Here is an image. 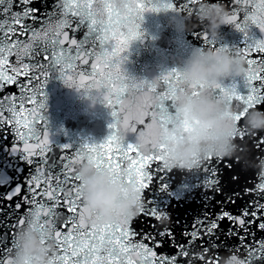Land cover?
Returning <instances> with one entry per match:
<instances>
[{
  "label": "snow or ice",
  "instance_id": "obj_1",
  "mask_svg": "<svg viewBox=\"0 0 264 264\" xmlns=\"http://www.w3.org/2000/svg\"><path fill=\"white\" fill-rule=\"evenodd\" d=\"M204 2L206 0H52L41 10L29 7L33 0L18 3L0 0V17H3L0 19V93L7 86H18V93L0 95V132L7 129L0 139L7 141L8 134L12 136L11 143L0 144V186L15 184L2 197L7 201L19 196L22 190L24 193L15 203L16 211L11 213V219L9 213L0 208L3 216L0 264H10L15 235L27 220H32L42 234L48 233V239L54 243L56 254L51 264H177L178 257L187 258L182 264H190L198 248L196 264L199 261L208 264L204 255L208 249L200 248L197 241L202 236L224 235L219 230L225 220L230 223L228 234L237 227L244 230L242 240L248 235L247 225L256 224L259 230H264V174H259V182L248 187V177L238 170L239 157L233 161L209 156L195 162L194 187L197 194L203 193L205 211L192 230L181 232L183 242L176 241L174 233L179 219L173 227L151 223L173 218L171 205L156 203L148 193L158 181L160 191H168L169 184L165 180L174 169L164 162L168 133L171 129L173 137L182 136L189 127L187 121L173 115L178 93L188 92L193 96L208 93L231 104L235 108L231 117L236 130L234 139L241 142L238 151L245 150L243 143L247 140L256 150L259 161L264 160V132L250 135L245 127V117L250 110L264 111V0L219 2L229 12L227 25L243 34L242 47H218L217 39H212L203 25L193 31L194 38L205 47L244 56L247 70L242 77L246 89L243 93L235 81H224L214 87L188 85L175 67L150 81L129 77L122 68L126 57L118 54L125 53L132 41L142 37L140 28L145 13L166 11L192 17L197 15V5ZM13 7L19 11H14ZM37 22L39 27L34 26ZM253 28L258 30L259 36ZM77 33H80L79 39ZM24 35L27 41L20 39ZM114 40L118 46L112 44ZM18 52H23L30 62H23ZM12 56H17L15 62L10 61ZM83 66H89L90 71ZM53 72L66 86L83 91L94 101L99 99L113 117L109 124L111 131L102 142L85 141L77 147L70 143L55 146L59 160V170L55 172L48 164L54 145L48 131L45 93ZM21 76L25 79L21 80ZM77 76L78 85L75 84ZM97 77L107 81L100 94L92 91V86L102 82ZM86 78L91 84L84 83ZM145 117L150 118L148 123ZM137 124L143 128L155 125L160 133L158 141L139 143ZM85 159L97 170H110L114 180L134 184L141 191L143 206L139 217L106 224L86 222L80 177L76 172L77 165ZM228 185L240 190L228 193L225 190ZM256 193L261 195H254ZM217 196L223 198L217 200ZM242 196H253V199L237 216L227 210V205H234ZM212 201L219 207L218 212L207 211ZM21 209H27L26 214ZM141 219L149 223V231L133 226ZM166 241L177 251L173 255H158L156 250ZM212 247L209 243L208 248ZM246 247L244 264L264 260V242L255 248ZM224 252L236 255L235 248L221 244L219 251L213 249L211 264H219L225 258Z\"/></svg>",
  "mask_w": 264,
  "mask_h": 264
},
{
  "label": "water",
  "instance_id": "obj_2",
  "mask_svg": "<svg viewBox=\"0 0 264 264\" xmlns=\"http://www.w3.org/2000/svg\"><path fill=\"white\" fill-rule=\"evenodd\" d=\"M19 0H15L18 3ZM52 0H33V3L29 7H36L44 10L47 5H50ZM209 3L222 2V0H208ZM199 5H197L198 7ZM23 7V5H21ZM240 7H244L241 5ZM14 11H19V8L13 7ZM39 16V13H37ZM177 14L172 12L161 11L159 13H145L143 21L141 22L140 31L142 37L134 40L130 43L128 50L125 53L118 55H124L126 57L123 61L122 68L126 75L137 80H155L162 72L176 67L181 61L187 57L192 47H204L202 41L197 40L193 36V31L198 30L201 26H197L196 16L190 17L193 22L191 31L178 32L174 27L169 25V21L173 16ZM187 17V16H185ZM3 17H0L2 19ZM27 23H32L27 21ZM35 27H39L37 22ZM121 29L118 27L117 31ZM126 31V28L124 29ZM253 32L259 36L258 30L252 29ZM219 39H217V46L242 47L244 36L241 32L236 30L231 25L221 26ZM72 33L70 32V36ZM79 39L80 33L76 34ZM21 40L27 41V35L21 36ZM118 39H124V37H118ZM115 46L116 41H112ZM17 56L22 57L23 62H30L28 57L23 52H18ZM17 56L10 57L11 62H15ZM244 57V56H243ZM89 68V66H83ZM90 71V68H89ZM21 80L25 77L21 76ZM98 81H102L101 77L96 78ZM235 81L238 84V90L245 92V86L243 79L237 77L234 79L225 80V83ZM79 77H75V84H79ZM85 84H91L88 78L84 81ZM107 84L106 80L101 83L92 86L94 93L100 94L101 89ZM18 93V86H7L3 93L0 95L16 94ZM45 93L47 96L46 101V119L48 122V131L50 133V139L53 142V152L49 158V168L53 172L59 170V160L57 159L58 150L55 146L63 145L66 143L72 144L74 147L79 146L82 142H102L110 133L109 124L113 122L111 116V110L106 107L99 99L95 101L81 90H77L72 87H68L59 78L58 74L53 72L45 87ZM107 95V93H103ZM127 103V101H126ZM31 107V106H30ZM7 119V114H5ZM149 117H145V123L149 122ZM143 125L137 124L138 130L143 128ZM7 129L4 130L6 132ZM39 131V130H37ZM4 132H0V137L4 135ZM12 136L8 134V140L0 139V144L11 143ZM238 145L240 141H235ZM245 150L243 152L238 151L236 156L232 158L224 157L225 160L237 161L239 168L245 176L248 177V187H252L255 183L259 182L260 169L255 165L259 162L258 154L255 149L246 140L243 143ZM18 163V162H17ZM154 166V165H153ZM11 171V169H9ZM2 175V174H0ZM196 170H179L173 169V171L166 178L165 182L169 184V189L166 192L160 191V182L158 181L153 185L148 195L154 199L158 204L171 205L172 207V220H163L161 222L152 221L151 223H159L160 227H173L176 219H179V224L174 227V233L176 241L183 242L185 239L181 236V232L185 229L192 230L193 226L197 224L198 218H201L204 214L205 208L202 204L203 193L197 194V189L194 187L196 180ZM15 187V184L0 186V208H3L5 212L9 213V219H11V213H15V203L20 201L23 196V190L19 196H15L12 201L2 199L5 193L9 192L11 188ZM226 192L231 193L233 190L239 191L240 189L233 185L226 186ZM254 195H261L256 193ZM223 197L217 196L216 199L220 200ZM253 199V196H242L237 199L236 203L228 204L227 210L231 211L234 215L239 216L243 211L247 202ZM264 202V201H262ZM21 212L26 214L27 209H21ZM207 211L215 213L219 211V207L215 204V201L210 202ZM136 217H139L137 215ZM134 217L133 219H135ZM0 220H3V216L0 215ZM90 225V224H89ZM138 230L142 229L149 231V223L141 219L140 223L134 224ZM230 230V223L225 220L220 224V232L224 235H218L217 237H201V240L197 241L200 248L208 249L204 253L208 264H211L213 257V249L220 250L221 244H227L230 248L236 249V255L243 260L247 255V247H258L261 242H264V230H259L256 224L247 225L248 235L245 239H241V236H245L243 229L237 227L235 232L228 234ZM139 239V237H137ZM209 243L212 244V248H208ZM189 251L192 249L189 247ZM157 254L173 255L177 251L175 247L169 246L166 241L162 248L156 250ZM199 248L196 250V256H198ZM196 256L193 257L190 264H196ZM223 257L229 256L228 252L222 253ZM184 257L177 258V264H182ZM199 264H205V261H199ZM219 264H223V259ZM254 264H264V260L255 261Z\"/></svg>",
  "mask_w": 264,
  "mask_h": 264
},
{
  "label": "clouds",
  "instance_id": "obj_3",
  "mask_svg": "<svg viewBox=\"0 0 264 264\" xmlns=\"http://www.w3.org/2000/svg\"><path fill=\"white\" fill-rule=\"evenodd\" d=\"M229 12L222 3L204 2L198 6L197 26L203 25L212 39H219L221 26L227 25ZM169 25L176 31H191L190 17L173 16ZM188 85L203 84L214 87L228 79L244 77L246 61L242 55L220 51L211 47H192L190 53L176 67ZM235 108L224 100L208 93L193 96L180 92L175 97L173 115L180 121H187L189 127L182 136H172L169 130L165 164L174 169L190 170L196 161L209 156L232 158L239 145L235 142V125L231 117ZM245 127L250 135L264 132V111L252 109L245 117ZM159 130L155 125L139 129L137 140L143 144L147 140L158 141ZM264 174V160L256 165ZM80 177L81 204L88 224L113 223L122 219H132L142 210V193L134 184L114 180L108 170H97L88 160L77 165ZM56 254L54 243L48 233L42 234L32 220L18 229L10 264H51ZM223 264H244L238 255H229Z\"/></svg>",
  "mask_w": 264,
  "mask_h": 264
}]
</instances>
